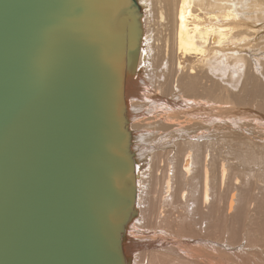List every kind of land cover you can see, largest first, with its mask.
Returning <instances> with one entry per match:
<instances>
[{
    "label": "bare ground",
    "instance_id": "obj_1",
    "mask_svg": "<svg viewBox=\"0 0 264 264\" xmlns=\"http://www.w3.org/2000/svg\"><path fill=\"white\" fill-rule=\"evenodd\" d=\"M130 2V264H264V0Z\"/></svg>",
    "mask_w": 264,
    "mask_h": 264
},
{
    "label": "water",
    "instance_id": "obj_2",
    "mask_svg": "<svg viewBox=\"0 0 264 264\" xmlns=\"http://www.w3.org/2000/svg\"><path fill=\"white\" fill-rule=\"evenodd\" d=\"M130 0H0V264H130Z\"/></svg>",
    "mask_w": 264,
    "mask_h": 264
},
{
    "label": "rangeland",
    "instance_id": "obj_3",
    "mask_svg": "<svg viewBox=\"0 0 264 264\" xmlns=\"http://www.w3.org/2000/svg\"><path fill=\"white\" fill-rule=\"evenodd\" d=\"M131 149H133V148H131ZM133 155H134V158L136 157V155H135V153H133ZM147 158V157H146ZM147 162H148V160L146 161V164H147ZM135 163H139V162H137V160L135 161ZM144 163L145 162H143L142 164L144 165ZM147 167V166H146Z\"/></svg>",
    "mask_w": 264,
    "mask_h": 264
}]
</instances>
